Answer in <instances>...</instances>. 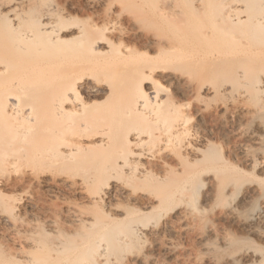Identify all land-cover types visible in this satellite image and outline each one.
I'll use <instances>...</instances> for the list:
<instances>
[{"label": "bare ground", "instance_id": "obj_1", "mask_svg": "<svg viewBox=\"0 0 264 264\" xmlns=\"http://www.w3.org/2000/svg\"><path fill=\"white\" fill-rule=\"evenodd\" d=\"M0 264H264V0H0Z\"/></svg>", "mask_w": 264, "mask_h": 264}, {"label": "rangeland", "instance_id": "obj_2", "mask_svg": "<svg viewBox=\"0 0 264 264\" xmlns=\"http://www.w3.org/2000/svg\"><path fill=\"white\" fill-rule=\"evenodd\" d=\"M124 16H126V15H124ZM142 27L140 28L142 30L139 29L140 30L139 31L140 34L138 32V35H140L142 37L147 35L148 33H152L153 31H155V32L158 31L157 32L158 34H162V35L165 34L164 31H163L164 29L160 30L158 27H156V28H158L156 30L155 28H152V26H150V24H148V23H143ZM166 34L169 35V38L171 40L174 39V36H175L174 35L175 34L174 31H169V29H168V33H166ZM161 87L163 89H168L169 88V86L166 85V84L161 85ZM224 99L225 98L221 94H219L217 96H214L212 98H208V100H210V102L208 101L210 106H208V104H207L208 109H210V108L212 109L214 107V105H216V104L217 105H221L219 103H221ZM226 100H228V99H225L224 101H226ZM224 101H223V103H224ZM183 102H188V100H183ZM226 102H228V101H226ZM212 104H213V106H211ZM219 150H221V149H219ZM219 150H217V153L219 152L221 154V152ZM58 170L57 171L60 172V173H61V171L62 172L68 171L67 168H65V169L60 168ZM8 192L5 193V194H8ZM15 193L21 195L24 200L25 199L27 200L28 197L33 198L38 203V205H40L42 207L41 212H38V214H37V216H39V218H41V216H43L44 213H45V214H48L49 216H54V217H56L58 219L59 215H60L59 214V212H60L59 208H62L63 206H67L69 203L73 202L74 199L76 201L77 198L80 199L82 197V194H80V195L76 194L77 196L76 195H70V194H59L56 191H51L50 192V191L45 190V189H41V188H38V187L36 188V186H28L27 184L24 185L23 187L17 189ZM61 205H63V206H61ZM45 210L46 211L48 210V211L45 212ZM43 211H44V213L42 214ZM40 214H41V216H40Z\"/></svg>", "mask_w": 264, "mask_h": 264}]
</instances>
